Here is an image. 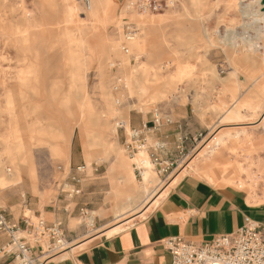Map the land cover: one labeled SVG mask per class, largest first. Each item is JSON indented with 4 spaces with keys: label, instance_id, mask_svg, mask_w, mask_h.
Instances as JSON below:
<instances>
[{
    "label": "rangeland",
    "instance_id": "obj_1",
    "mask_svg": "<svg viewBox=\"0 0 264 264\" xmlns=\"http://www.w3.org/2000/svg\"><path fill=\"white\" fill-rule=\"evenodd\" d=\"M140 2L91 0L97 10L93 16L79 0H0V208L34 224L40 219L61 222L66 248L108 235L105 231L119 223H133L166 195L190 164L181 177L194 174L217 186L231 185L264 203L259 197L264 191V50L261 53L259 41H252L264 28V22L258 23L264 8L254 6V0H177L173 6L160 0L162 7L150 10L139 7ZM128 24L138 32L125 41ZM147 31L152 34L138 47L136 42ZM236 55L263 56L261 69L249 76L233 63ZM239 74L255 86L261 100L244 103L233 95L232 104L209 106L203 116L200 112L203 118L208 110L224 116L207 132L196 133L192 149L168 169L162 171L166 163L159 165L151 157V140L136 156L139 150H127L124 141L131 134L133 115H144L146 121L168 115L175 122L169 113L188 106L194 123L197 82L201 85L202 78L206 82L210 76L221 82L225 75ZM244 107L253 111L252 117L234 115ZM123 121L129 130L117 126ZM241 121L255 122L260 136L245 127L228 128ZM191 130L186 122L183 131L192 136ZM220 136L224 141L216 145ZM120 153L125 178L133 173L132 185L143 190L146 176L155 177V182L144 192L141 206L116 218L121 170L111 167ZM207 158L211 166H205ZM204 170L213 171L216 178ZM65 197L69 209L76 208L69 222L51 213ZM142 197L138 194L136 201ZM32 251L39 260L32 264L58 255Z\"/></svg>",
    "mask_w": 264,
    "mask_h": 264
},
{
    "label": "crops",
    "instance_id": "obj_2",
    "mask_svg": "<svg viewBox=\"0 0 264 264\" xmlns=\"http://www.w3.org/2000/svg\"><path fill=\"white\" fill-rule=\"evenodd\" d=\"M253 4L256 5L255 1ZM259 7L264 8L261 0H259ZM259 15L260 22L258 23L264 22V9ZM260 30V36L256 35L251 39L256 42L259 41L260 45L256 47L262 53L264 50V28ZM261 58L251 59L245 55H236L232 61L240 69L249 72V76H252L254 72L259 71V68L261 69V64H259ZM222 60L226 61V57ZM215 61L220 62L221 58ZM231 72L235 71L232 70ZM235 77L225 75L220 82L210 76L206 82L202 78L201 85L197 82L196 95L198 100L194 123L189 120L190 108L188 106L178 108L174 114L169 113L175 115V122L165 123L160 127L148 130L143 127L147 122L152 125L151 122L154 118L146 121L145 116L141 114L131 117V128L142 130L147 139L153 141L150 149L151 153L154 152L159 157L160 161L157 164L163 166L165 163L177 161L192 149L197 140L196 133L207 132L214 121L224 116L214 110H208L205 118L200 117V112L203 116L205 109L209 106L214 108L226 104L230 105L233 95L237 96L239 102L244 103L261 100L255 86L251 85L250 81V83L248 82L245 75L239 74ZM233 83L237 86H232ZM191 110L193 111V108ZM234 115L246 119L253 116V111L244 107L240 110L235 109ZM186 122L192 129V136L183 131ZM227 125L228 128L245 127L247 133H254L256 137L260 136L255 122L241 121ZM121 158L120 153L117 155L115 166L111 167L112 170L115 167L121 170L119 180L122 189L119 195L122 200L115 210L116 218L141 206L147 197L143 190L132 185L133 183L125 178L124 170L120 166ZM187 170L188 166L183 172L185 173ZM204 171L207 175V170ZM183 172L176 177V181L172 182V186L166 195L158 201V204H152L141 215L134 217L132 225L127 224L121 231L114 234H109L107 229L105 233L110 236L104 234L77 245L71 243L74 246L73 249L69 251L67 248L65 252L54 258L56 260H51L45 264H172V254L165 243L169 238L183 237L186 240L205 243L219 234L236 231L248 221L264 229V203L255 202L247 192L231 185L217 186L196 177L194 174H186L181 177ZM154 182L155 177H151L150 188ZM138 194L144 195L141 201H136ZM259 197L264 199V191H260ZM69 208V202L65 197L64 200L58 202L51 213L55 214L57 219L61 218L69 222L76 210V208ZM36 211L40 213L38 209ZM8 214L13 222L23 227V218L16 219L12 211ZM5 241L6 237L0 235V249ZM86 244H88L86 248L73 256H69L74 253L77 247ZM30 254L33 256L34 252L31 250ZM38 261V258L35 257L34 262L37 263ZM0 264H16V260L11 255H1Z\"/></svg>",
    "mask_w": 264,
    "mask_h": 264
},
{
    "label": "built area",
    "instance_id": "obj_3",
    "mask_svg": "<svg viewBox=\"0 0 264 264\" xmlns=\"http://www.w3.org/2000/svg\"><path fill=\"white\" fill-rule=\"evenodd\" d=\"M79 1L84 6L91 5V0ZM140 1L139 7L144 9L159 10L162 7L160 0ZM162 1L170 6L177 2V0ZM137 32L138 28L134 24L126 25L123 32L125 41L133 40ZM122 48L126 53L129 52L126 43L122 45ZM224 72V69L220 70L221 74ZM166 116L165 118L156 115L151 122L152 125L147 122L143 128L148 130L160 127L165 123H171V118ZM146 141L147 136L142 130L131 128L129 139L125 138L124 144L130 153H135ZM151 157L156 163L160 161L154 152L151 153ZM166 165L162 171L169 168L170 164ZM79 181L80 179H77V182ZM76 192H80V190ZM61 225V222L48 224L43 219L34 224L25 216L23 217V227H21L9 218L4 209L0 208V235L6 237L5 244L0 249V256L11 255L13 259L20 260L18 264H32L34 258L29 256V251L34 248H37L41 254L53 251L55 253L52 256H54L61 253L66 242ZM19 232H26L31 239L27 236H19ZM44 243L47 244L46 250ZM165 243L172 254V264H264V229L249 221L236 231L219 234L209 242L198 243L183 237H172ZM46 262L45 260L42 264Z\"/></svg>",
    "mask_w": 264,
    "mask_h": 264
},
{
    "label": "bare ground",
    "instance_id": "obj_4",
    "mask_svg": "<svg viewBox=\"0 0 264 264\" xmlns=\"http://www.w3.org/2000/svg\"><path fill=\"white\" fill-rule=\"evenodd\" d=\"M255 1V4L256 5H259V0H254ZM244 3V2H243ZM262 4H264V3H262ZM89 8H91V13L93 14V16H95V14L97 13V10L95 9H92V5H90L89 6ZM152 33L150 32V31H147L146 32V34H145V37H141V38H139V40L136 42V44L138 45V47H144L145 46V43H144V40L147 38V37H149L150 35H151ZM136 38V37H135ZM134 38V39H135ZM94 56V55H93ZM121 125H125V127H126V129H130V127H127L126 126V123L123 121V122H119V123H117V126H121ZM243 133V132H242ZM223 135V134H222ZM232 137V136H231ZM216 145H218V144H220L221 142H223L224 141V136H220V137H218L216 140ZM225 143V142H224ZM224 145V144H223ZM140 150L141 149H139V151L138 152H136L133 156H136V155H138L139 153H140ZM213 151H215V149H213ZM215 153V152H214ZM205 154H208V153H205ZM148 155V154H147ZM211 155V154H210ZM150 159V158H149ZM234 159V158H233ZM144 161V160H143ZM151 161V160H150ZM232 161V160H231ZM151 163H152V161H151ZM128 164H130L129 162H128ZM141 164H144V163H141ZM153 164V163H152ZM212 164L209 162V160H208V158H207V162H206V165L205 166H211ZM189 167V166H188ZM213 167V166H212ZM140 168H141V166H140ZM186 169V168H185ZM184 169V170H185ZM208 169V168H207ZM211 169V168H210ZM233 169H235L234 167H233ZM183 170V171H184ZM236 170H237V168H236ZM235 170V172H238V171H236ZM241 170H243V168H241L240 167V169H239V171H241ZM201 171V170H200ZM186 172V171H185ZM207 175H208V177H210L211 179L212 178H216V176H215V173H213V171H208L207 170ZM150 173V172H149ZM219 173V172H218ZM227 173V172H226ZM226 173H224V174H226ZM239 173V172H238ZM221 174V173H220ZM141 175H142V171H141ZM148 175V174H147ZM224 176V175H223ZM230 176V175H229ZM245 177V176H244ZM146 178V184L144 185V187H143V190H144V192H148L149 191V188H150V182H151V178H150V176H146L145 177ZM128 180L130 181V182H132V180H133V173L132 172H130L129 173V177H128ZM233 180H234V177L232 176V177H230L229 179H228V181L229 182H233ZM235 180H236V178H235ZM240 180V179H239ZM221 184V183H220ZM238 184V183H237ZM243 186V185H242ZM244 186H245V184H244ZM244 188V187H243ZM149 195V194H148ZM158 204V203H157ZM157 204H155V205H157ZM150 206V205H149ZM149 208V207H148ZM120 213V212H119ZM118 213V214H119ZM141 215V214H140ZM134 221V220H133ZM132 223V222H131ZM130 223V224H131ZM122 224V223H121ZM132 225V224H131ZM130 225V226H131ZM124 227L122 226V225H120V223L118 224V225H114V226H112V227H110L108 230H107V232L109 233V234H114V233H116V232H119V231H121L122 229H123ZM65 245H66V242H65ZM76 247V246H75ZM68 249H69V251L71 250V249H73L74 248V246H69V247H67ZM67 248H66V246L62 249V252L61 253H59L58 255H60V254H62L63 252H65L66 250H67ZM72 252V251H71ZM58 255H56V256H58ZM49 256V255H48ZM47 256V257H48ZM52 256V255H51ZM45 257V256H44ZM43 257V258H44ZM47 257H45V258H47Z\"/></svg>",
    "mask_w": 264,
    "mask_h": 264
}]
</instances>
